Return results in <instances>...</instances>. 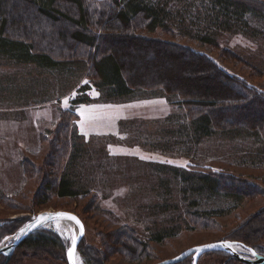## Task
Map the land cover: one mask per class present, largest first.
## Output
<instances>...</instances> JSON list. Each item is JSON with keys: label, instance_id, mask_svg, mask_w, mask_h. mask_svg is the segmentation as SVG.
Here are the masks:
<instances>
[{"label": "rangeland", "instance_id": "1", "mask_svg": "<svg viewBox=\"0 0 264 264\" xmlns=\"http://www.w3.org/2000/svg\"><path fill=\"white\" fill-rule=\"evenodd\" d=\"M202 3L209 5L205 0L172 1L171 6L185 7L172 30L187 25L195 34H213L217 47L160 29L138 33L204 55L264 94V21L246 15L245 23L237 21L229 29L204 23L196 17L198 12L208 16ZM84 4L100 10L110 0ZM66 48L55 56L79 59L84 50L73 55V48ZM83 57V65L57 71L0 61V246L45 211L81 219L78 264H156L190 247L226 240L250 219L251 229H263L264 143L259 136L241 131L195 137L181 99L140 92L110 97ZM58 168L79 195L59 197L47 190ZM210 174L234 178V186L247 197L203 190L201 177ZM256 190L260 194L252 196ZM209 213V222L193 216ZM62 223L37 231L53 234L66 252L77 230ZM125 236L147 244L139 259L123 253ZM20 251L26 252L24 258ZM30 252L15 249L6 264H67L65 252V261L55 251L35 257ZM228 259V264H244L223 252L206 253L198 264Z\"/></svg>", "mask_w": 264, "mask_h": 264}, {"label": "trees", "instance_id": "2", "mask_svg": "<svg viewBox=\"0 0 264 264\" xmlns=\"http://www.w3.org/2000/svg\"><path fill=\"white\" fill-rule=\"evenodd\" d=\"M84 1L0 0V61L57 71L83 65L82 57L87 55L98 87L110 97L123 98L140 92L179 98L188 109L187 117L195 137L244 131L259 136L264 143V94H257L204 55L139 35L141 31L155 33L160 29L170 35L189 37L204 46L217 47L213 34H195L187 30V25L176 33L172 30L177 23L174 18L183 17L185 7L171 6L174 0H110V4L100 10H89ZM205 1L209 5H201L208 16L201 17L199 12L196 16L204 23L210 21L229 29L237 21L245 23L246 15L264 21L263 2ZM192 25L191 22L189 26ZM67 44L73 48V55L78 49H84L81 58L56 57L57 51L67 49ZM58 171L47 190L59 197L79 195L80 191L74 189L66 172L60 168ZM234 181L223 174H210L202 176L200 183L203 190L213 194L247 197L234 186ZM256 194L260 192L252 196ZM193 216L209 222L213 214ZM250 223L251 219L225 239L264 255V221L263 229H251ZM15 231L16 227L10 232ZM52 235L36 231L16 250L26 248L34 257L40 251H55L59 259L65 261L66 247L60 246ZM113 241L120 243L118 239ZM120 245L123 253L134 259H139L147 249V244L132 237L121 241ZM20 252L22 257L26 255L25 251ZM4 261L0 256V264ZM178 264H192V259Z\"/></svg>", "mask_w": 264, "mask_h": 264}, {"label": "water", "instance_id": "3", "mask_svg": "<svg viewBox=\"0 0 264 264\" xmlns=\"http://www.w3.org/2000/svg\"><path fill=\"white\" fill-rule=\"evenodd\" d=\"M58 213H64V214H68L70 216H74L76 217L79 221L80 224L83 226V223L81 221V219L70 212H65V211H45V212H41L39 213L34 219H32L30 222L26 223L22 228H20L13 236H12V241L9 242V244L7 245H3L0 246V255L3 256L5 258V261L3 264H6L8 262V260L10 259V257L13 255L15 249L29 236L31 235L33 232L47 226L50 223L53 222H66V223H70L73 224L76 228V232H75V236H76V245H75V257L77 260V249L78 246L83 238L84 235V227H83V235H80V225H77L74 221L68 220V219H49L47 221H43V222H39L37 218L41 217V216H48V217H56V215ZM23 230V231H22ZM226 244H231L232 247L228 248L225 245ZM72 248V240L65 252L66 254V261L67 264H72V261L69 259L68 256V251L69 249ZM238 248V249H237ZM240 248V249H239ZM247 249H251L245 245H242L240 243L237 242H233V241H229V240H221V241H217V242H212V243H208V244H204V245H199V246H194V247H190L186 250H184L182 253H180L179 255L171 258V259H167V260H163L161 262H158L156 264H177L182 262L183 260H185L188 257L192 258V264H198V261L200 259L201 256H203L206 253L209 252H223L226 253L228 255H230L231 257L235 258L236 260L244 263V264H264V256L258 254L255 250L251 249L252 251H248ZM242 253H246L249 256H244ZM255 253V254H253Z\"/></svg>", "mask_w": 264, "mask_h": 264}, {"label": "snow or ice", "instance_id": "4", "mask_svg": "<svg viewBox=\"0 0 264 264\" xmlns=\"http://www.w3.org/2000/svg\"><path fill=\"white\" fill-rule=\"evenodd\" d=\"M85 83H87V81H85ZM67 103L68 102L66 100L65 104H67ZM37 219H38L39 222L47 221L49 219H57V220H59V219H68V220L74 221L77 225H80V235H83V226L80 224V221L74 216H70V215L64 214V213H58L56 215V217L41 216V217H39ZM71 240H72V248L69 249L68 256H69V259L72 261V264H78V262L76 260V257H75L76 236L72 235L71 236ZM225 246L228 247V248L232 247L231 244H226ZM247 250L248 251H252L251 249H247ZM253 254H255V253H253Z\"/></svg>", "mask_w": 264, "mask_h": 264}, {"label": "bare ground", "instance_id": "5", "mask_svg": "<svg viewBox=\"0 0 264 264\" xmlns=\"http://www.w3.org/2000/svg\"><path fill=\"white\" fill-rule=\"evenodd\" d=\"M63 226L67 227L68 224L65 222V223H62ZM76 228L73 226V232H75ZM238 249V248H237ZM240 249V248H239ZM78 262V261H77Z\"/></svg>", "mask_w": 264, "mask_h": 264}]
</instances>
